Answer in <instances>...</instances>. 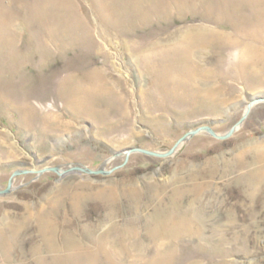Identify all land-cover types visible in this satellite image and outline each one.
<instances>
[{"label": "rangeland", "instance_id": "obj_1", "mask_svg": "<svg viewBox=\"0 0 264 264\" xmlns=\"http://www.w3.org/2000/svg\"><path fill=\"white\" fill-rule=\"evenodd\" d=\"M249 104L226 139L37 172L225 134ZM21 170L0 264H264V0H0V190Z\"/></svg>", "mask_w": 264, "mask_h": 264}, {"label": "water", "instance_id": "obj_2", "mask_svg": "<svg viewBox=\"0 0 264 264\" xmlns=\"http://www.w3.org/2000/svg\"><path fill=\"white\" fill-rule=\"evenodd\" d=\"M251 108H252V104H249L246 114L241 118V120L236 125H234L225 134H220V133L216 132L214 130V128L212 126H210V125H203V126H200L198 128L192 129L189 132H187L184 136L179 138V140L174 144V146L170 150H168L166 152H158V151L149 150V149L141 148V147L131 148L130 150L127 151V154H126L127 155V159L125 160V162L123 164L118 165V166H116L114 168H111V169H106L104 166H101L100 168L94 169V168L88 167L86 165L77 164V165L71 166L69 169H64L63 170V169H61V166H50V167H46V168L37 170V172L38 173H43L45 171L52 170V171H56L58 173H64V172L77 170V171L86 172L88 174H110L114 170L123 167L128 161V156L132 152H142V153H145V154H148V155H153V156H158V157H167V156L172 155L180 147V145L182 143H184L186 140H188L191 137H193V136H195V135H197V134H199L201 132H204V131L208 132L212 136H214L216 138H219V139L229 138L236 131V129L240 126V124L244 121V119L246 118V116H247V114H248V112L250 111ZM29 171H36V170H21V171L14 172L12 177H11V179H10V181H9L8 187L5 188V189L0 190V195L9 193L12 190L13 183H14V178H15L16 175H18V174H20L22 172H29Z\"/></svg>", "mask_w": 264, "mask_h": 264}, {"label": "bare ground", "instance_id": "obj_3", "mask_svg": "<svg viewBox=\"0 0 264 264\" xmlns=\"http://www.w3.org/2000/svg\"><path fill=\"white\" fill-rule=\"evenodd\" d=\"M192 224H193V222L190 219V217L186 216V218H184L183 220L178 221V225L172 226L167 231V233L172 234V235H178V234H182V233H186L187 235H192V234H190V232H191L190 228H191ZM159 231L163 232L162 230H159Z\"/></svg>", "mask_w": 264, "mask_h": 264}]
</instances>
